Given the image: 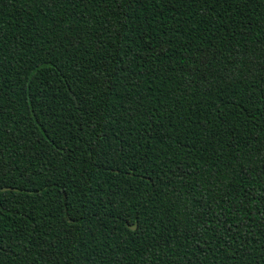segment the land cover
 I'll return each mask as SVG.
<instances>
[{
  "label": "trees",
  "instance_id": "1",
  "mask_svg": "<svg viewBox=\"0 0 264 264\" xmlns=\"http://www.w3.org/2000/svg\"><path fill=\"white\" fill-rule=\"evenodd\" d=\"M0 264H264V0H0Z\"/></svg>",
  "mask_w": 264,
  "mask_h": 264
}]
</instances>
